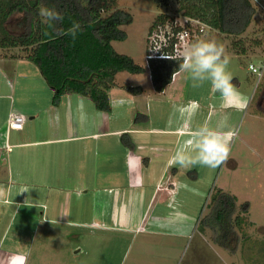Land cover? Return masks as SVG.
Here are the masks:
<instances>
[{"label":"crops","instance_id":"1","mask_svg":"<svg viewBox=\"0 0 264 264\" xmlns=\"http://www.w3.org/2000/svg\"><path fill=\"white\" fill-rule=\"evenodd\" d=\"M146 68L143 74L152 83L149 91L144 88L139 94L127 95L126 86L131 85L115 79V85L124 89L112 86L109 90L112 108L105 115L91 98L78 93L63 95L59 106L52 101L46 104L37 86L21 83L27 76L25 69L46 82L39 68L23 56L0 55V102L12 100L0 125V157L6 155L4 163L0 160V264H24L32 247L35 220L65 219L85 231H160L156 222L160 213L151 222L146 216L149 206L153 201L156 206L165 204L164 191L175 196L179 193L176 181L181 187L189 179L186 168L172 164V157L181 148L194 153V144L188 143L190 133L209 126L210 117L203 123L188 117L184 123L172 110L168 118L163 114L168 102L164 98L158 106L163 113L148 112L147 121L135 124L134 113L147 112L141 107L140 94L149 101L168 94L171 102H182L176 100L184 90L185 71L175 72L165 89L157 91ZM46 84L45 95L49 90L53 100L54 90ZM27 90L34 92L26 111L29 117L21 129L8 128L16 95L28 94ZM118 103L124 111L129 103L133 106L122 117L114 111ZM227 119L222 115L213 128ZM123 134H128L133 147L125 145ZM19 215L15 225L12 220Z\"/></svg>","mask_w":264,"mask_h":264},{"label":"rangeland","instance_id":"2","mask_svg":"<svg viewBox=\"0 0 264 264\" xmlns=\"http://www.w3.org/2000/svg\"><path fill=\"white\" fill-rule=\"evenodd\" d=\"M161 1L113 0L115 8L126 9L133 15L132 23L122 26L127 31V38L114 42V46L119 52L131 55L140 64H147L149 29L155 19L162 13L178 19V23H182L185 18L176 10L177 0ZM257 16L247 33L250 38L262 37L264 34V15L259 12ZM19 17L17 13L7 22L13 33L17 32L12 26ZM169 28V24L165 23L163 29L167 31ZM199 40H214L224 47L230 59L227 71L231 73L237 91L247 99L246 107H239L241 99L238 97L225 101L209 81L200 87H193L189 73L185 72L187 75L182 77L181 84L184 90L178 93L176 100L182 101L180 104L171 102L168 94L153 97L150 101L143 99L140 94L138 99L141 107L144 106L147 112L134 113V121L135 124L147 121L148 112L160 115L158 106L164 98L168 101L166 111L160 113L169 115V118L172 116L170 111L184 107V117L177 111L174 113L184 123L189 121L186 119L188 117L196 123H203L210 117L209 126L213 127L214 121L227 115L226 124L238 132L230 142L228 162L215 169L201 165L199 168H186L185 174L193 182L188 183L189 179H186L179 187V181H176V188L179 189L177 195L170 196L168 191H164L165 204H162L163 201L157 206L154 201L150 204L146 216H150L152 222L160 213V220H156L160 231H85L69 225L65 219L35 220L32 247L24 264H264V69L261 76L249 69L251 63L259 68L264 62V42L261 46H254L253 53L239 55L230 52V38L211 27H206ZM27 51L29 49L24 47H0V55L9 52L26 54ZM31 71L25 69L27 76L22 78L21 83L37 86L36 91L38 94L42 91L40 98H44L46 104L52 101L53 105L59 106L61 100L55 103L49 90L45 95L43 87H47L46 82ZM116 79L119 83L140 86L147 91L152 86L143 73L121 71ZM40 83L42 88L39 87ZM113 87L122 91L124 89L115 84ZM111 88L109 90L112 91ZM125 91L129 93L127 95L142 92ZM27 92L18 93L19 98L16 95L12 111L28 118L26 111L32 106L34 92ZM11 104L12 100H1L0 125L2 122L4 124V110L6 112ZM129 105V108L133 106ZM122 106L118 103L114 111L123 117L122 114H127L129 108L126 107L124 111ZM191 113L194 115H189ZM103 114L109 115L107 111H103ZM1 159L4 163L6 155L2 154ZM217 190L233 194L237 199V212L242 216V221L238 227L240 241L236 251L220 246L214 241L212 230L199 224L200 217L209 209L211 194ZM19 218L20 215L12 220L15 225Z\"/></svg>","mask_w":264,"mask_h":264},{"label":"trees","instance_id":"3","mask_svg":"<svg viewBox=\"0 0 264 264\" xmlns=\"http://www.w3.org/2000/svg\"><path fill=\"white\" fill-rule=\"evenodd\" d=\"M177 3L176 10L181 15L199 19L230 38L231 53L249 55L254 52V46H261L264 42V34L254 38L247 35L257 14L264 15L256 0H177ZM42 6L55 9L62 14L63 20L54 21L49 27L39 15ZM17 13L20 17L12 26L17 29L13 33L7 22ZM132 21V13L115 8L113 0H0V47L29 49L26 54H6L23 56L34 63L54 90L55 103H59L65 94L78 93L91 98L98 110L109 112L112 108L109 89L114 86L116 75L121 71H146L145 65L136 62L131 55L119 52L113 44L127 38V31L122 26ZM74 23L81 26L75 39L59 34L60 30L67 31ZM165 23L174 32L181 28L179 23L175 24V19L162 13L155 19L149 33L159 25L164 27ZM168 41L160 51L172 54L175 38ZM174 58L176 60H148L157 91H163L173 73L180 70L182 58ZM126 88L134 93L142 91L140 86ZM262 110L264 112V103ZM122 141L128 147L134 146L128 134H123ZM208 206V211L199 219L200 226L210 228L214 241L220 246L236 251L240 241L238 227L242 221L237 212L236 197L217 190L211 194Z\"/></svg>","mask_w":264,"mask_h":264},{"label":"clouds","instance_id":"4","mask_svg":"<svg viewBox=\"0 0 264 264\" xmlns=\"http://www.w3.org/2000/svg\"><path fill=\"white\" fill-rule=\"evenodd\" d=\"M39 15L42 22L53 26L54 21H62L63 16L55 9L41 7ZM81 26L79 23H74L67 31L60 30V35H70L75 39L77 32ZM154 52L159 49L152 48ZM161 58L176 60L174 57L162 53ZM230 63L229 57L225 54V49L222 45L217 44L214 40H199L190 45L182 56V63L179 64V69L189 73L193 87H200L205 81H209L212 87L221 94V97L228 101L231 98H240V108L246 107L247 99L242 97L237 91L236 86L232 83L233 77L227 71ZM251 71H255L253 65H249ZM174 75V73H173ZM177 112L182 117L185 116L186 109L178 107ZM189 115H194L191 113ZM227 127L226 121L218 125L217 128L202 125L191 131L192 139L189 144H194V153L189 154L185 149H178L172 157V164L181 167L189 168L196 165L205 166L211 169L219 168L226 164L230 158V141L238 135L236 130L224 131Z\"/></svg>","mask_w":264,"mask_h":264},{"label":"built area","instance_id":"5","mask_svg":"<svg viewBox=\"0 0 264 264\" xmlns=\"http://www.w3.org/2000/svg\"><path fill=\"white\" fill-rule=\"evenodd\" d=\"M256 1L264 10V2H262L261 0H256ZM184 17L185 18L181 21L182 23H179L181 25V28L176 32L172 31L169 28V30L167 31L168 35H166L165 34L166 30H164L163 27L159 25L149 33L148 36L149 52L146 54L147 64L150 58H161L162 53L172 57L182 58L184 52L190 47V45L198 41L200 36L205 31L206 27H209L206 23L200 21L199 19L190 18L187 16ZM177 20L175 19V24L178 23ZM172 37L175 38V41L173 42L172 54L165 51L154 52L151 50L152 48H156L160 50L164 45H167L169 43L168 40L171 39ZM251 65L255 67V71L252 72L261 76L264 69V62L259 68L253 63H251ZM25 120H26V115L12 111L8 118V128L21 129L23 127Z\"/></svg>","mask_w":264,"mask_h":264}]
</instances>
